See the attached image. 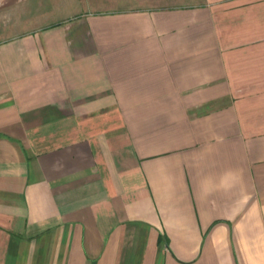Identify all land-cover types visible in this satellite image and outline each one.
Masks as SVG:
<instances>
[{"label": "crops", "instance_id": "crops-1", "mask_svg": "<svg viewBox=\"0 0 264 264\" xmlns=\"http://www.w3.org/2000/svg\"><path fill=\"white\" fill-rule=\"evenodd\" d=\"M0 264H264V0H0Z\"/></svg>", "mask_w": 264, "mask_h": 264}]
</instances>
